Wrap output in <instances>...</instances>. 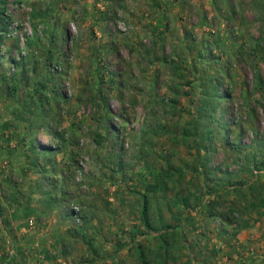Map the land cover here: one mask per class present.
<instances>
[{"label":"rangeland","instance_id":"374dc122","mask_svg":"<svg viewBox=\"0 0 264 264\" xmlns=\"http://www.w3.org/2000/svg\"><path fill=\"white\" fill-rule=\"evenodd\" d=\"M0 264H264V0H0Z\"/></svg>","mask_w":264,"mask_h":264},{"label":"trees","instance_id":"16d2710c","mask_svg":"<svg viewBox=\"0 0 264 264\" xmlns=\"http://www.w3.org/2000/svg\"><path fill=\"white\" fill-rule=\"evenodd\" d=\"M141 256H142V257L145 256L144 252H141Z\"/></svg>","mask_w":264,"mask_h":264}]
</instances>
